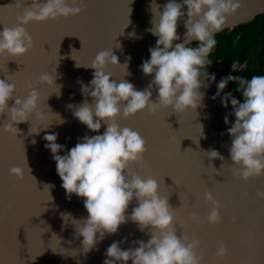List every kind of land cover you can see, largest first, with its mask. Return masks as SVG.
I'll return each mask as SVG.
<instances>
[{
	"label": "water",
	"instance_id": "1",
	"mask_svg": "<svg viewBox=\"0 0 264 264\" xmlns=\"http://www.w3.org/2000/svg\"><path fill=\"white\" fill-rule=\"evenodd\" d=\"M30 2L28 0L29 6ZM168 2L83 0L80 6L85 10L80 15L27 25L34 41L27 55L17 61L0 57V79L9 77L7 82L16 84V95L21 98L27 96L24 85L31 81L45 98L40 110L46 114L44 120L33 115L27 123L14 125L20 129L17 136L3 131L4 123L11 122L10 115L6 112L0 116V264H103L106 250L113 242H120L121 249L128 250L138 247L134 241L150 239V226L142 232L129 220L120 226L117 234H106L95 249L85 254L81 244L83 238H76L72 223L73 219L88 217L84 199L75 194L68 198L53 154L45 147L47 142L43 137L58 133L57 143L64 146L59 154L65 155L84 136L103 134L106 125L102 124L99 132H92L73 115L75 109L69 107L79 106L85 99L92 102V97L85 96L82 87L90 85L94 78L95 70L86 67L102 50L112 51L121 64H109L106 69L113 80H127L137 90L149 85L154 74L145 75L141 66L150 59L149 49L155 47L158 37L148 29L156 19L155 4L160 5L162 11V6ZM177 2L182 3V0ZM239 2L241 7L228 18V26L222 31L253 22L258 15L264 14V0ZM184 10L187 11L186 6ZM22 11L16 8L15 0H0V31L5 26H14L17 14ZM186 19L179 21L181 39L174 44L184 42ZM73 49L76 51L72 52ZM124 64L128 65L127 69ZM232 65L212 61L207 66L206 71L215 74L216 80L208 81L210 87L201 89L205 92V106L195 111L178 113L162 107L155 115L145 110L117 122L121 128H131L145 139L144 165L136 163L131 168L142 177H152L159 182V194L169 197V204L176 209L177 236L186 235L201 241L198 252L202 264H264V200L256 196L257 191H264V177L245 182L236 176V166L229 152L233 137L227 131L235 123V115H229L234 110L230 100L228 107H223V94L215 100L211 98L218 91L220 80L234 71ZM54 69L56 84L62 85L59 95L54 86L38 83L42 73L54 74ZM224 93L233 95V90L227 86ZM157 95L153 90L154 101ZM14 104L13 98L9 107ZM57 114L65 121L63 124H57L60 119ZM225 116H229V124L225 123ZM201 124L206 139L198 135ZM31 126L34 132L41 130L29 136ZM210 149L217 150L228 161L223 165L218 158L210 159L207 153ZM13 166L24 170L22 180L10 175L9 169ZM45 185L51 186L49 190H44ZM208 191L221 204L222 222L215 226L206 222L212 207L204 199ZM136 206L134 200L129 205V215ZM193 213L205 222L194 223L190 219ZM63 215H68L65 220ZM221 242L228 249L223 259L214 255Z\"/></svg>",
	"mask_w": 264,
	"mask_h": 264
},
{
	"label": "clouds",
	"instance_id": "2",
	"mask_svg": "<svg viewBox=\"0 0 264 264\" xmlns=\"http://www.w3.org/2000/svg\"><path fill=\"white\" fill-rule=\"evenodd\" d=\"M82 3L83 0H31L29 6L28 0H15L16 8L23 11L17 14L14 26H5L0 31V57H11V60L17 61L27 55L34 47L27 25L80 15L85 10L80 6ZM240 7L239 0H182V3L169 0L162 6V11L161 6L155 4L156 19H153L148 31L158 39L155 47L149 49L150 59L141 66L142 72L148 76L154 74V79L143 90H137L124 79L117 82L111 74L106 73L109 64L121 66L112 51L98 52L90 66L86 67L95 70L90 85L82 87V92L85 96L90 95L92 102L85 99L79 106L69 107L75 109L73 115L89 130L99 132L103 124L106 125L105 131L102 135L84 136L65 155L59 154L64 146L57 143L58 133L43 137L47 142L45 147L53 154L68 198L75 194L84 199L88 217L73 219L72 223L76 238H83L81 244L85 254L95 249L106 234H117L120 226L130 220L142 232L150 226V239L147 242L136 240L133 243L138 247L128 250H122L120 242H113L106 250L107 258L103 264H127L129 260L132 264H202L198 252L201 241L195 237L189 239L186 235L177 236L174 227L176 209L169 204V197L159 194V182L152 177L144 178L131 168L136 163L144 165L147 151L145 139L131 128H121L117 121L120 118L129 119L145 110L155 115L162 107L184 113L205 106V92L201 89L210 87L208 81L216 80L215 74L210 75L206 71L212 63L208 57L217 43L215 34L228 26V18ZM185 17L184 42L174 44L181 39L178 34L179 21ZM193 41L198 42V46H189ZM123 66L128 67L127 64ZM232 66L234 70L239 68L237 64ZM77 67H80L78 63ZM56 79L54 69V74L42 73L38 83L54 86L59 95L62 85H57ZM9 80V77L7 80L0 79V116L6 112L10 115L11 122L4 123L3 131L17 136L20 129L14 125L27 123L33 115L38 120L46 118V114L40 110L45 98L31 81L25 83L28 94L21 98L16 95V84L7 82ZM230 81H238L237 91L242 93L243 102L232 93H224ZM217 88L218 91L211 98L215 100L223 94V107L227 108L230 100L234 111L229 115L236 117L235 123L227 130L233 137L229 152L236 166V176L245 182L264 177V75L252 76L250 80L229 75L220 80ZM153 90L158 92L155 101L152 98ZM13 98L15 104L9 107V101ZM224 119L226 124L230 123L229 116ZM64 122L60 117L57 124ZM39 131L34 132L31 126L28 135L38 134ZM198 135L206 139L202 124L198 126ZM207 153L210 159L223 161V165L228 161L215 149ZM23 171L18 166L9 169L10 175L21 180L24 178ZM50 187L45 185L44 190ZM256 196L264 200V191H257ZM204 199L212 206L206 222L213 226L220 224L221 204L211 191L204 194ZM134 200L137 206L129 215L128 208ZM66 216L63 215L64 220ZM190 219L197 224L205 222L196 213ZM214 255L223 259L228 255L227 247L221 242Z\"/></svg>",
	"mask_w": 264,
	"mask_h": 264
},
{
	"label": "trees",
	"instance_id": "3",
	"mask_svg": "<svg viewBox=\"0 0 264 264\" xmlns=\"http://www.w3.org/2000/svg\"><path fill=\"white\" fill-rule=\"evenodd\" d=\"M214 38L217 43L209 58L213 62L221 61L226 66L235 62L239 65L238 70L229 75L248 80L252 76L264 75V14L258 15L253 22L218 32ZM190 46L196 47L198 42ZM227 86L233 90L235 98L243 102L242 93L237 91L238 81H230Z\"/></svg>",
	"mask_w": 264,
	"mask_h": 264
}]
</instances>
